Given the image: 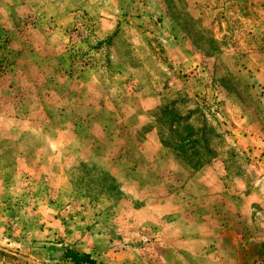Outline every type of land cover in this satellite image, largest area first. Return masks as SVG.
<instances>
[{"label":"rangeland","instance_id":"obj_1","mask_svg":"<svg viewBox=\"0 0 264 264\" xmlns=\"http://www.w3.org/2000/svg\"><path fill=\"white\" fill-rule=\"evenodd\" d=\"M264 264V0H0V264Z\"/></svg>","mask_w":264,"mask_h":264},{"label":"trees","instance_id":"obj_2","mask_svg":"<svg viewBox=\"0 0 264 264\" xmlns=\"http://www.w3.org/2000/svg\"><path fill=\"white\" fill-rule=\"evenodd\" d=\"M63 258L68 259L73 264H99L90 253L78 252L71 248H65Z\"/></svg>","mask_w":264,"mask_h":264}]
</instances>
